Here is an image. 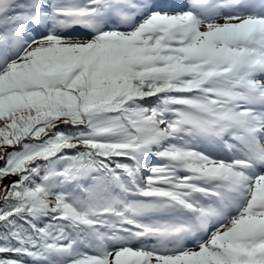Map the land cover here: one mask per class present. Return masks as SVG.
<instances>
[{"label":"snow or ice","instance_id":"6c2138e0","mask_svg":"<svg viewBox=\"0 0 264 264\" xmlns=\"http://www.w3.org/2000/svg\"><path fill=\"white\" fill-rule=\"evenodd\" d=\"M0 264H264V0H0Z\"/></svg>","mask_w":264,"mask_h":264}]
</instances>
